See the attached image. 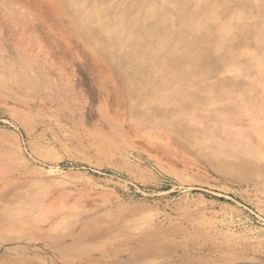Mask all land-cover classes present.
Listing matches in <instances>:
<instances>
[{
	"label": "rangeland",
	"instance_id": "obj_1",
	"mask_svg": "<svg viewBox=\"0 0 264 264\" xmlns=\"http://www.w3.org/2000/svg\"><path fill=\"white\" fill-rule=\"evenodd\" d=\"M159 1L0 0V264H264V0H184V77Z\"/></svg>",
	"mask_w": 264,
	"mask_h": 264
},
{
	"label": "bare ground",
	"instance_id": "obj_2",
	"mask_svg": "<svg viewBox=\"0 0 264 264\" xmlns=\"http://www.w3.org/2000/svg\"><path fill=\"white\" fill-rule=\"evenodd\" d=\"M125 1H127V0H125ZM153 1L154 0H151V2H153ZM159 2H160L159 6H155V9L153 7H150V8L147 7L151 11L150 12H146V15L147 16L149 15L150 18H152V19L155 20V27H154V29H156V30H160V29L164 28V25H163L164 22H163V20H161V21L159 20V17L160 16H161V18L163 17L164 11L169 10L171 12H175V11H178L179 13L182 12L181 15L177 16V17H179L178 18V23H177V19L175 18V15L176 14L175 15H173V14L168 15V18L164 20L165 22H168V19L170 21L174 22V23L176 22L177 23V26H174V27H171L170 26L171 29H170L169 34H170V36L172 35L171 40L169 41L170 43H167V41H165L163 43L162 50H160V51H161V53H163L164 56L167 57L166 64H168V62L171 63L172 65L175 64L174 69L177 72H179V75L180 76L184 77L185 76L184 75V66L186 65V62L184 61V57H186V55L188 53V46L191 45V43H188L187 41H184V31L188 32V31L191 30L193 32L194 30H196V31H198V33H200L201 32V29L198 27V25L195 26V29L192 28V25H190V22L192 20L191 19V16H189L188 14L184 15V12H183L184 0L182 1L183 4L181 6L174 5L175 2H176L174 0H160ZM145 3L149 5L150 2H149V0H147V1L144 0V4ZM70 5H72L71 4V1H70ZM160 6H161V8H160ZM136 14H138V11H135L134 14L131 12L130 15H129V17H128V22H132L133 17ZM76 16L78 17L79 20H81V15L79 14V11L77 12ZM93 16H94V13H92V11H89V13L84 12L82 14V17L85 20H87V21H91V18ZM138 17L139 16H137V18ZM94 21H96V20H92V22H94ZM98 22L102 23V21H98ZM123 30H124V26H120V25L116 26L115 29H113V27H111V26L108 28V31H114V32H120V31H123ZM200 35L201 34H199V36ZM207 37H209V36H207ZM187 40L189 42H194L195 41V39H192V38H187ZM207 41H211V43L217 45L218 49H221V48L223 49L224 48V46H222L223 40L219 36H214L213 35L212 38H207ZM184 43H187V45H185ZM259 44L260 45H264V40L263 39L260 40L259 41ZM166 47H167V50H164ZM104 50L107 51V49H104ZM206 50H207V53H208V51H210V50H208V48ZM204 51H205V48H204ZM144 53L146 54L147 51H144ZM187 58H185V59H187ZM143 80L147 84L146 85L147 87L144 90H134V89L132 90L131 87L129 86L128 92H129V95L131 96V98L133 100L134 99L137 100L134 97H137L136 96V93L140 92L142 94V96H143L142 99H145L146 101L150 102L151 105H154L155 107H160L162 105H169V104H171V108L176 109V112H177V111H180V110H184V107H187L189 105V103L185 99L184 95H177L178 92L184 91V89H186V91L188 89H191V87L193 85L190 84V83H188L187 81L185 83H184V81H181L182 84L179 83L178 86H174L170 90L169 89H165V90L160 89V90L155 91L153 89L152 84L150 83V82H152V79L150 77H147V75H144L143 76ZM213 83H215V82L213 81L212 83L209 84V86L212 87L214 85ZM129 85H130V83H129ZM208 87L203 86V85L200 86V88L202 89L200 92L205 93L202 96H200V99L205 102L206 108H207V113H205L203 119L210 120L211 119L210 116L211 115L214 116L215 115V112L214 111H216L217 109L214 107V105H215V98H214V96H211V94L210 95L207 94ZM175 88H177V93L174 92V89ZM239 90L245 96L247 95V92H246L244 86H240L239 87ZM172 93H173V95H177V97H173V98L170 97V95ZM184 94H186V93H184ZM157 95H158V97H157ZM257 102H258V105L264 104V97L259 98ZM261 106L264 107V105H261ZM190 108H191V106H190ZM201 109H203V108L201 107ZM169 114H170V112H169ZM201 114L203 115V113H201ZM176 115H177V113H176ZM174 116H175V114H173V117Z\"/></svg>",
	"mask_w": 264,
	"mask_h": 264
}]
</instances>
